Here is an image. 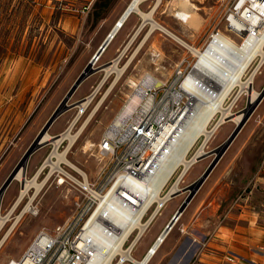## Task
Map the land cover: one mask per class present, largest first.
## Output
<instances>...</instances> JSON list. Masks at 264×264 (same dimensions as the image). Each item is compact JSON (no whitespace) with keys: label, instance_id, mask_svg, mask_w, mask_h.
I'll use <instances>...</instances> for the list:
<instances>
[{"label":"rangeland","instance_id":"1","mask_svg":"<svg viewBox=\"0 0 264 264\" xmlns=\"http://www.w3.org/2000/svg\"><path fill=\"white\" fill-rule=\"evenodd\" d=\"M130 1L0 0V143L8 136L1 151L5 152L20 142L21 147L17 155L19 161L71 89L73 82L88 65L92 54L100 48L114 22ZM237 1L191 0L197 6V14L202 22L198 28L192 30L174 17V11L181 8L180 0H161L153 18L191 46L201 47L211 31L217 28L236 38L233 34L227 33L225 19ZM154 3L155 0H147L141 7L148 12ZM140 22V16L134 13L121 33L103 52L101 60L94 64L99 71L80 85L69 101L70 104L73 105L94 91L105 75L104 66L119 55V50L129 41L134 30L142 23ZM150 27V23L147 24L124 53L119 66L123 67L129 63L125 74L109 92L101 108L94 113L68 154V159L85 170L89 174V179L95 177L104 164L99 159L98 144L107 126L116 117L125 104V99L135 87L131 82L139 83L146 75L166 82L173 77L176 66L184 59H192L191 52L183 43L159 29L154 30L146 40ZM114 78L115 74L104 83L103 89L95 96L94 102L77 122L73 132L85 122ZM255 81L254 87L260 92L264 87V67ZM248 101L247 94L242 95L240 99L232 100L230 103L232 112L243 113ZM77 112V108H72L60 115L49 129V133L54 134L65 129ZM32 126L36 128L27 136L26 132ZM235 126L233 122L224 124L208 142L206 150L213 153L220 143L227 139ZM257 127L264 128V99L246 122L243 133L232 144L244 145L246 139L254 137L252 131ZM262 138L263 140L258 142L257 152H253L251 156L264 157L262 152L264 136ZM87 143L93 144L89 150L85 148ZM65 146L64 143L61 151L65 150ZM51 150L49 145H45L32 156L27 175L29 179L36 162ZM213 157L207 156L196 164L181 182L180 188H187L199 179ZM239 166L243 167V163L233 165L230 164L227 155L222 158L189 203L181 220L151 264H199L202 263L200 259L204 253L212 251L217 255L218 249H222L220 248L222 243L213 239L216 238L215 234L220 226L231 228L236 214L241 212L246 214L250 209L247 205L251 201L248 196L252 184H249V178H241ZM42 177L39 179L40 182ZM19 188L20 181L14 180L3 195L0 213L7 214L12 206L13 196L18 193ZM187 195L188 192L185 191L165 205L161 215L155 217L150 230L141 238L136 249L134 248L132 255L141 259L154 241L158 230L171 221L172 215L179 209ZM74 199L75 194L69 192L68 187H58L54 180L50 179L32 203L34 213H26L3 243L0 249V264H8L12 259L19 260L40 232H51L57 225H62L74 213ZM28 202L29 197H26L16 208L0 233V241ZM238 203H242V206H238ZM250 219L242 217L240 221L248 227ZM223 232L225 236L232 235L229 229H224Z\"/></svg>","mask_w":264,"mask_h":264},{"label":"built area","instance_id":"2","mask_svg":"<svg viewBox=\"0 0 264 264\" xmlns=\"http://www.w3.org/2000/svg\"><path fill=\"white\" fill-rule=\"evenodd\" d=\"M240 1L235 3L234 9L225 19L227 33L233 34L240 41L219 28L214 29L203 46L193 47L197 53L189 49L192 59H184L176 66L173 77L163 82L162 86L157 87V78L151 75L132 89L98 144L99 159L104 164L95 177L89 179L88 174L78 167L71 166L69 170L61 163L52 171L50 162H53V158H45L41 182L46 180V185L53 179L58 187L67 186L75 194L74 213L53 231L40 232L19 260L12 259L8 264H99L93 230H99L108 238L126 231L128 234L121 251L123 249L132 255L136 245L131 248V243L149 230L152 223L149 220L161 213L163 206L171 198L179 196L185 190L180 185L185 179L186 163L175 161L176 152H173L171 160L162 169L155 172V168L163 154L176 148L183 138L184 129L200 103V95L207 93L214 97L216 90L231 87L222 107L232 111V100L247 94L241 92L242 85L254 86L255 78L262 72L264 60L261 63L260 54L249 62L240 77L228 73L216 78L207 76L204 72L206 67L202 57L214 46H224V42L230 39L242 47L247 42L253 44L262 36L264 8L254 4L257 0H246L241 11ZM232 19L244 24L243 31L237 29ZM221 69L223 72L227 71L228 66ZM137 94L139 101L135 103ZM228 121L229 118L224 117L222 111L216 112L206 127V133L199 136L184 157L190 166L200 162L208 154V142L215 136L218 128ZM171 165L173 169L169 179L156 197L149 181ZM158 198L163 201L160 208ZM113 200L127 209L128 217L113 222L114 216L108 208ZM141 210L143 214L138 219L136 214ZM142 223L147 224L143 231L140 225ZM121 251L114 255L115 264H136L133 257L122 259ZM226 253L229 263L234 264L237 260L244 259L236 252Z\"/></svg>","mask_w":264,"mask_h":264},{"label":"bare ground","instance_id":"3","mask_svg":"<svg viewBox=\"0 0 264 264\" xmlns=\"http://www.w3.org/2000/svg\"><path fill=\"white\" fill-rule=\"evenodd\" d=\"M145 1L147 0H131L126 5V8L121 13V15L118 17V19L114 22L115 23L114 26L107 34L103 43L104 42L105 44L109 43L108 44L109 46L115 40L116 36H118V34L121 33V30L126 25V22L129 19H131L133 14L135 13L140 16L141 22L144 21L146 22V24L150 23L151 25L149 33L146 36V40L148 39L149 35L154 30L159 29L163 32L170 34L172 37H175L180 43H183L188 49H191L192 52L197 53L196 49H194L193 46L188 44L182 38L174 35L169 29L162 26L159 22H157L153 18V15L155 11L158 9L161 0H155V3L152 5V8L148 12L144 11L141 7L143 2ZM245 1L246 0H241L239 2V8L241 9V11L245 6L244 4ZM254 4H258L261 8H264V0H257L254 2ZM180 5H181V8L174 11V17H176L179 21H182L185 25H187V27L190 30L198 28L202 22L197 14V6L194 5L191 2V0H180ZM232 20L234 22V25L237 27V29H240L241 31H243L244 24L239 23L235 19H232ZM140 28H141V24L138 25L137 28L134 30V33L131 35L129 41L119 50L118 52L119 55L113 58L107 65L104 66L103 68V71H105L104 77L97 84V87L94 89V91L86 99L81 100L78 103L80 109L78 113L75 115L74 121L69 125V127L64 132H62L61 135L59 134V137L57 138L53 137V135L49 133V130L46 133H44L45 135L42 139V143L48 142V141L52 142L54 144V151L52 152V156L57 158L56 161H54L53 159L52 160L53 162H50V165H52L53 167L52 171L57 168L58 166L57 164L60 163V161H66L67 163L72 164L75 167H78L79 169H81L77 164L76 165L73 164L68 159L67 154L70 152L71 148L75 145V143L81 136L82 132L86 129V127L90 123V120L92 119V116L94 115V113H96L101 108V106L104 104L105 98L107 97L109 92L114 89L116 84L119 82L120 78L125 74L126 68L129 65V63H127L123 67H120L119 62L121 58L123 57L122 56L123 53H125L128 50V48L131 46V44L134 42V39L138 35ZM261 34L262 36L258 38V40H256L253 44L251 43V45L248 44L247 42L241 47L238 44L234 43L233 40L227 39V42L226 41L224 42V46H227L226 48H223L224 46H214L211 51L208 50V53H206L202 57V62L204 63V66L206 67L204 70L206 75L210 77L214 76L216 78H219L220 76H225V75H228V73H231V74H236L237 76L240 77V75L244 73V70L249 64V62L256 55H259V54L262 55V61H261L262 63L264 60V31ZM94 54L95 53H93L92 55L94 56ZM102 56L99 58L97 62L101 60ZM225 65L228 66V70L223 72L221 67H224ZM113 74H115V78L111 86L109 87V89L105 92L102 98L97 102V104L91 111L90 115L85 120V122L81 125V127H79L77 131L73 132L77 122L82 118V115L86 112V110L94 102L93 100L95 96L99 94V92L103 89L104 83ZM146 76H144L143 79H145ZM143 79L140 80L139 83H141ZM131 83L133 86L139 85V83H137L136 81L135 82L132 81ZM162 83L163 82L159 79H156L155 81V84L157 87L162 86L163 85ZM230 90H231V87L229 88L225 87L224 89L216 90L214 97L209 96L207 93H202L200 95L199 97L200 103L198 104V108L196 109L193 116L189 119L188 125L184 129L185 131H184L183 138L178 143V146H176V148L169 151L168 153L163 154V158L162 160H160L159 164L155 168L156 169L155 172H158V170L162 169L165 165H167L172 158L173 152L174 153L176 152L175 161H183L184 163H186V167L184 171V176L186 177V175L189 174L191 169L199 162L195 163L193 166H190V163L189 162L187 163L184 160V157L187 154V152L191 149V147L193 146V143L199 138V136L202 133H206L207 125L211 121V119L214 117L217 111H222L224 117L229 118V121H228L229 123L233 122L234 124H237L241 122V120L244 117L243 113H239V114L233 113L232 111L224 110L222 107L223 102L226 96L229 94ZM241 92L247 93L250 102L256 103V101L258 100L259 91L252 85H248V84L242 85ZM138 98H139V95L137 94L136 97L134 98L135 103L139 101ZM228 122H225L224 124H228ZM221 127H219L218 129L220 130ZM65 139L68 141V144L65 150L61 151V149L59 150V148H60L61 143ZM92 145H93L92 143L91 144L87 143L85 148L89 150ZM172 165L169 166V168L165 172L159 175H155L154 178L150 179L149 181L150 188H151V191L155 193L156 197L158 196L161 187L169 179V175L173 169ZM15 179L22 182L23 190L19 198L15 201L14 205L7 212V214L0 213V233L4 229L3 227L5 226V224L10 220V218L14 214L16 208L20 205V202L24 198L23 196L28 194L30 197V200L27 203V205L20 211V213L15 217V221L12 223V225L9 227V229L5 232V234L1 238L0 249L4 245L3 243L9 237L11 232L14 230V227L16 226L17 222L26 213H31V212L34 213L32 203L37 197V195L43 190V187L46 182V181L40 182L38 180V175H35L30 179L27 178L25 168H21L19 170ZM30 188L35 189L32 194L30 193L31 191ZM178 190L180 189L178 188ZM174 198L175 197L171 198L170 201L173 200ZM158 200H159L158 208H160L163 204V201L159 198ZM164 207L165 205L163 206V208ZM108 208L109 210H111V213L114 216L113 222H118L119 220H122V218L128 217L129 213L126 211L127 209L123 208L120 204H118L116 200L111 201V204L109 205ZM142 214H143V210L137 212L136 214L137 218L139 219ZM174 214L172 215V217L174 216ZM158 215H161V213H159ZM182 215L175 222V224L171 227V229L167 228V226L170 223L168 222L166 224L164 231L159 235L158 239L156 240V243L151 247L152 248L151 251L145 254V257H143L141 260H136L134 255L128 254V251L124 252L123 249L121 251V248L125 244L126 236L128 234L126 231H124L120 235H117L116 237L108 238L99 230H93L92 234L96 239L95 241H97L96 243L97 261L99 262V264H115V262H113L114 255L117 251H121V255L123 256L122 259H125V258L132 259L133 257L136 261V264H149L156 257V254L158 253V251L167 241L172 230L176 227L178 222L181 220ZM157 216L154 215L149 220V222L154 221L155 217ZM140 225L143 231L147 224L142 223ZM139 241L140 239L138 238L134 239L131 243V248L137 245Z\"/></svg>","mask_w":264,"mask_h":264},{"label":"crops","instance_id":"4","mask_svg":"<svg viewBox=\"0 0 264 264\" xmlns=\"http://www.w3.org/2000/svg\"><path fill=\"white\" fill-rule=\"evenodd\" d=\"M140 31H139V33H140ZM123 55H124V53H123ZM89 95L85 96L84 98L88 97ZM84 98H82V100H84ZM80 101L75 102L77 105L74 108H77L78 111L80 109V107L78 105V103ZM74 118H75V116H74ZM73 121H74V119L68 124V126ZM54 123L52 124V126L54 125ZM67 127L65 129L63 128L58 133L52 134L53 137L57 138L59 136V134L61 135L62 132H64L67 129ZM35 128H36V126H34V127L32 126L31 128H29L28 131L26 132L27 136L29 135V133L33 132L35 130ZM243 129L238 134V136L234 139V141L239 137V135H241L243 133V131H244ZM252 132H253L252 135L254 136L253 138L251 137L252 139L249 137L248 139H246L245 144L241 145V146H237V145L232 144L234 142L233 141L231 143V146L229 147V149L222 156V158H223L224 156L227 155L230 158V164L234 165V164L239 163V162L243 163V167L239 166V168H240L239 170H241L240 174H242L241 178L242 179L249 178L250 179L249 180V184H252L251 189H250L251 192H250V194L248 196V197L251 198V201L247 205V208L250 207V209L247 210L246 214H243L242 212L241 213H237L236 217H235V221H233V226L231 228H228L225 225L220 226L218 232L215 234L216 238H214L213 240H215V239H217V241L219 240L222 243L221 247H220L222 249H218V252H216L218 256L215 255L212 251H210L211 253H206V254L204 253L203 257L200 259V261L202 263H199V264H232V263H229L227 261V259H226V257H227L226 256L227 255L226 252L227 251L236 252L239 255L243 256L244 259L247 260L246 261L244 259H240V260H237L234 264H264V157H261V156L258 157L257 155L256 156H251L253 152H257L258 142L260 140L261 141L263 140L262 137L264 136V128L263 127H261V128L257 127ZM7 139H8V136L7 137L5 136L1 140V143H0V187L4 184V181L6 180V178L14 170V167H15V165L18 162L17 155H18L19 149L21 147V145H20L21 143L17 142V143H15V145H13V148H10L9 150H7L5 152L1 151L3 144L5 143V141ZM64 143L67 146L68 141L66 139L63 140V142L60 145V148H61V146H63ZM45 145H49L50 149H52V150L44 158H42L41 160H38L36 162L35 168L31 169L32 174H31L30 178H32L35 175H38V180H39L43 176V175H41V171L43 169V165L42 164L45 161V158L49 157V158H53L54 161L57 160L56 157L52 156V152L54 151V144L52 142L48 141V142H46ZM220 145H221V143H220ZM66 146H65V148H66ZM60 148H59V150H60ZM27 149H26V151H27ZM38 151H36V152H38ZM36 152H34L30 156V158L28 160L26 176L29 173L30 159L32 158V156ZM262 152L264 153V149H262ZM68 154H67V157H68ZM263 156H264V154H263ZM222 158L220 159L219 163L222 161ZM60 163L63 164L69 170H71V166H74L72 164L67 163L66 161H60ZM60 163H58V164H60ZM234 169H236V168H233V170ZM83 171L86 172L85 170H83ZM88 176H89V174H88ZM43 177H42V179H43ZM14 180H16V179H14ZM17 181H19V180H17ZM65 187H67V186H65ZM7 189L5 190V192L7 191ZM22 190H23V184L20 181V188H19L18 193L15 196H13L14 198H13L12 206L14 205L15 201L19 198ZM30 190H31L30 193L32 194L35 189L30 188ZM5 192H4V194H5ZM69 192H70V190H69ZM23 197H24L23 198V200H24L26 197H29V195L26 194ZM29 200H30V197H29ZM21 202H20V204H21ZM238 206H242V203H238ZM242 211H243V209H242ZM244 215H246V216H244ZM242 217H247V218L250 217L251 218L249 220L250 221V225L248 227L245 226L240 221V219H242ZM165 227H163L162 229L158 230L156 236L154 237V241L148 246V248L144 252V254L141 257V259L143 257H145V254L147 253V250L150 249L156 243V238L162 233V231L165 229ZM224 229H229V231H230V233L232 235L225 236V234L223 232ZM149 230H150V228H149ZM142 237H140V241H141ZM140 241L138 243H140ZM138 243H137V245H138ZM135 259L136 260H141V259H137L136 257H135ZM152 261L149 264H151Z\"/></svg>","mask_w":264,"mask_h":264},{"label":"water","instance_id":"5","mask_svg":"<svg viewBox=\"0 0 264 264\" xmlns=\"http://www.w3.org/2000/svg\"><path fill=\"white\" fill-rule=\"evenodd\" d=\"M146 22L142 21L141 29H143L146 26ZM139 30V31H140ZM109 43L100 46V48L95 52L92 59L89 61L88 65L82 70L81 74L76 78V80L73 82V85L71 86V89L67 92V94L63 97V99L60 101V104L55 109V111L51 114L47 122L44 124L43 128L39 131L36 138L31 142L29 145L27 151L22 156V158L17 162V164L14 167V170L10 173V175L6 178L4 181V184L0 187V203L2 201V196L5 192V190L14 182V179L19 172L21 168H25L27 170V163L30 158V156L38 151L39 149L43 148L46 142L42 143V139L44 137V133H46L52 124L59 119V116L65 113L66 111L74 108L77 104L74 103L73 105L70 104L71 98L74 96V93L78 90L80 85L88 79L91 75L98 72L99 68H95L94 64L99 60V58L103 55V51L108 46ZM123 56V55H122ZM121 56V57H122ZM258 100L256 103L248 101L247 106L243 110V119L241 122L237 123L234 127V130L231 132L230 136L223 142L221 145H219L215 151L212 153L213 159L212 162L207 166V168L204 170V172L200 175L201 177L194 181L191 185H189L187 188H185L184 192H188V195L186 196L185 200L181 203L179 206V209L176 211L174 216L171 218L170 224L167 226V228L171 229V227L175 224V222L179 219V217L186 211L187 206L189 203L194 199V197L199 192L201 186L204 184V182L207 180V178L210 176V173L214 170L216 165L219 163L222 156L225 154V152L229 149L231 146V143L234 141V139L238 136V134L242 131L245 123L249 120V118L254 114V111L260 104V102L264 99V87L260 90L258 95Z\"/></svg>","mask_w":264,"mask_h":264},{"label":"flooded vegetation","instance_id":"6","mask_svg":"<svg viewBox=\"0 0 264 264\" xmlns=\"http://www.w3.org/2000/svg\"><path fill=\"white\" fill-rule=\"evenodd\" d=\"M207 156H212V152H208V154L203 159H205Z\"/></svg>","mask_w":264,"mask_h":264}]
</instances>
